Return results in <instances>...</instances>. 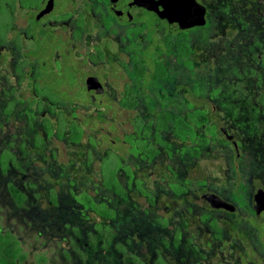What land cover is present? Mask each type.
<instances>
[{"label": "flooded vegetation", "instance_id": "1", "mask_svg": "<svg viewBox=\"0 0 264 264\" xmlns=\"http://www.w3.org/2000/svg\"><path fill=\"white\" fill-rule=\"evenodd\" d=\"M198 1L207 8V22L173 28L145 0H0L1 175L9 190L24 193V200V188H55L56 194L50 190L49 198L64 210H49L43 215L44 223L66 240L78 236L86 248L80 252L82 264H246L242 224L246 198L235 199L223 191L222 171L214 177L210 171L206 177L198 174L195 134L181 138L163 130L160 146L149 148L138 146L133 131L118 133V108L126 109L132 129L136 112L150 104L161 106V112L166 106L178 107L179 113L185 105L183 117L178 118L192 124L197 107L204 106L206 119L216 124L217 135L235 153L231 160L228 148H217L205 158L220 161L225 172L234 166L239 174L244 160L253 162L254 149L218 113L220 102L212 101L213 108L208 102L200 105L195 87L181 83L180 35L208 25L206 31L212 35L214 12L219 8L213 0ZM149 16L155 19L153 25ZM190 40L195 49L191 59L197 63V39ZM158 66L177 72L175 86H149L150 73ZM183 89L190 100H181ZM156 90L161 97L157 102L150 100ZM241 104L260 109L264 103L244 100ZM54 108H88L97 114L112 109L113 132L108 134L112 147L103 148L104 153L109 151L112 167L109 197H101L97 189L106 183L99 178L100 158L93 157L90 148L66 147L54 129L58 121ZM123 136L127 140L122 141ZM53 173L62 179H54ZM247 181L249 210L263 219L256 212L255 195L264 185L254 173ZM83 186L90 187L94 208L86 206L79 190ZM214 196L235 208L217 206ZM235 221L241 230L233 228ZM230 231L239 235L237 260L234 246L228 252L221 246ZM216 235L225 239L217 240Z\"/></svg>", "mask_w": 264, "mask_h": 264}, {"label": "rangeland", "instance_id": "2", "mask_svg": "<svg viewBox=\"0 0 264 264\" xmlns=\"http://www.w3.org/2000/svg\"><path fill=\"white\" fill-rule=\"evenodd\" d=\"M253 1L213 0V3L219 6L218 10L214 12L213 34L208 35L206 31V28H209L210 25L205 28L194 29L206 34L205 38L198 42V60L211 57L217 62L220 70L218 76L210 77L202 86L205 93H199L196 100L201 103L200 105L208 102L210 107L212 101L213 103L216 101L220 102L218 105L221 106H217L218 113L224 115L226 121L236 127L238 133L242 135L241 140L249 142V144L254 141L260 145L254 148L255 161H257V169H255L254 176L258 183L264 185V150L261 149V145L264 143V104H260V109L253 105L241 104L246 97L247 100L264 103V44L257 42L254 35L249 36L252 38H248L247 41L233 24V21L235 23L238 21L240 26H242L247 20H250L247 23L250 26H254L255 20L252 19L256 16L248 11ZM258 1H261L260 16L264 18V0ZM147 19L150 25L154 24L155 19L153 16H149ZM217 19L219 25H216ZM159 26L164 27L162 25ZM255 64L263 69L259 75L251 73L256 68ZM226 65L229 66V69H225ZM236 65L245 67L247 75L251 71L247 80L250 87H254L252 91L241 94V91L233 82L225 83L222 86L223 89L227 90L226 92L221 89L223 80H230L229 76L234 78V82H238L234 76L239 73V68ZM223 71L225 76H223ZM226 71H229V76L225 73ZM218 87H220V90L216 91ZM194 91L196 93V88H194ZM84 113L85 111L82 114ZM100 121L97 120L98 125L93 131L95 135H98L99 132L108 133L113 129L111 121H104L102 124ZM120 132L122 131L119 129L118 133ZM244 132L250 133V135ZM60 143L61 146L62 144L64 146L62 141ZM108 144H110L109 136L105 140L104 146ZM250 148H252L251 145ZM216 152L214 153L216 154ZM199 165L201 166L198 167V174L202 177H206L209 171L210 173L213 172V177L215 174H220L221 171L222 174H226L225 165L216 159H206L204 157L199 160ZM24 190L26 192V200L22 202L16 201L6 186L0 170V226L5 230L12 231L20 238L22 246L27 252V258L21 264H34L40 257L47 258L50 264H82L80 252L82 249L85 251L86 248L82 246L78 236L70 235L69 239L66 240L67 237L64 234L57 232L48 223H44L43 215L49 210H64L62 204L58 206L50 200L49 187L40 186L38 188H24ZM245 211L246 214L242 224L246 229L247 224L251 225L248 227L249 230H252V233L248 234L250 244L258 250L261 256H264V220H257L253 217L247 207H245ZM215 238H218L217 240L223 239L217 236ZM226 241L227 243L223 241L221 246H223L222 249L225 251H229L232 249L233 244L229 240ZM246 243L245 241V245ZM255 264L264 263L258 258Z\"/></svg>", "mask_w": 264, "mask_h": 264}, {"label": "trees", "instance_id": "3", "mask_svg": "<svg viewBox=\"0 0 264 264\" xmlns=\"http://www.w3.org/2000/svg\"><path fill=\"white\" fill-rule=\"evenodd\" d=\"M261 2V1H260ZM258 0H254L252 2V6L249 7L248 11L253 15L255 14L252 20L254 21V26H250L247 22H250V20H247L242 26H240L239 22L236 23L233 21L234 27L239 30L241 35H243L244 39L248 41V38L251 35H254L255 40L257 42H261L264 44V18L260 16V9H261V3ZM206 34L202 33L201 31H189L187 33H183L180 35V56H179V77L181 79V83L183 85H191L196 88V97H198V94L204 92V89L202 86L207 82V80L210 77L218 76L220 73L219 66L217 62L212 59L211 57H207L204 60H198L197 63H195L191 59V53L195 51V49H192L190 44V38L195 37L197 39V50H198V42L205 38ZM208 39V38H207ZM176 44V43H175ZM174 45V44H173ZM233 48V47H231ZM199 52V50H198ZM264 57V56H263ZM175 65V64H172ZM168 66V65H167ZM239 68L238 75H234L238 82H234V78L232 76H229V71H226L225 73L229 76L230 80L224 79L223 85L225 83L233 82L236 84V87L241 91V94L250 92L254 89L250 87L248 84V75L251 71H249V74L247 75V72L245 71V67H242L240 65H236ZM256 68L251 72L255 75H259L263 69L257 64H255ZM159 67V66H158ZM165 70L161 67L158 69L156 68L155 71L150 73V82L149 86L153 87L157 84L158 88H164L165 86L167 88L171 86H175V83L177 84V72L174 70H169L167 67H165ZM225 69H229V66L226 65ZM223 76L224 71H223ZM164 84V85H162ZM165 87V89H166ZM224 92L227 90L221 88ZM220 87L217 88L216 91H219ZM212 92V91H211ZM184 94V89L182 91L181 100H190V98L186 97ZM214 95V91H213ZM174 98V97H173ZM161 99L159 95V91L156 90V94L150 98V100L153 101H159ZM175 99V98H174ZM247 100V97L244 99ZM163 109L161 106H158L157 104H150L149 107L142 108L143 111L136 112V115L134 119L132 120V123L134 124V128L130 129V123L127 118V112L126 109L118 108L117 109V115H118V131L119 129L123 132H134L133 139L134 141H138V146H148L149 148H158L160 145V141L163 139V133L162 131L171 132V133H179L181 138H185V135L187 137H190V132L192 134H195L196 136V150L199 157V160L203 159V157L209 158L212 156L211 151L215 150L217 148H228L225 150L228 153L226 155L229 156V158L233 159V154L235 153L231 152V145L230 143L217 135L218 129L216 127V124L213 122H210L206 119L207 113L206 108L202 106L197 107V113H196V120L195 124H192V122L180 119L179 116L184 115L183 110L185 109V105H182L180 109L182 110V113L178 112V107H172V106H166L165 111L161 112L160 110ZM139 110V109H136ZM141 110V109H140ZM53 114L55 116H58V121L54 122L55 125H57L54 129L55 132H58V137L62 138V140L66 143V147L68 148H90L92 149L91 154L93 153V157H99L101 160L100 163V170H99V178L102 181H105L106 183L102 185H97V189L100 192L101 197L104 196H110L109 195V181L111 179V165H110V155L109 151L104 153L103 148H110L112 147V143H109L107 146H104L105 140L109 136V132H99L98 135H95L93 131H95L96 126L98 125L97 120H101L100 123L102 124L104 121L110 122L112 109L102 110L98 114L95 112V109H78V108H68V109H52ZM83 111H85V115L82 114ZM189 114V113H188ZM187 114V115H188ZM190 116V115H189ZM187 116V117H189ZM177 117V118H175ZM58 123V124H57ZM193 125L196 127V131L193 129ZM110 132H113L111 130ZM107 134L108 136H105ZM247 135H250V133H245ZM98 136L101 138V141L99 142L97 140ZM128 137L124 136L121 138L122 141L127 140ZM164 138H166L164 136ZM121 139L118 138V141L120 142ZM167 139V138H166ZM147 141V142H146ZM144 142V143H143ZM147 144V145H145ZM249 144V142H248ZM251 150H253L255 147H259L260 145L254 141H251L249 144V147ZM119 146V144H118ZM122 147H126V145H123ZM261 149L264 150V143L261 145ZM254 157H252L253 162H250L249 160L243 161L241 174H239L238 170L233 166L226 174L222 175V180L224 181L223 185V191L228 194L229 196L233 198H242L244 197V200L246 198V207H248V200H249V183L247 181V178L249 175H252L255 173V169H257L256 164L257 161H255V152L253 153ZM264 168V167H263ZM54 179H62L60 178V174L53 173ZM97 178V180L99 179ZM99 179V180H100ZM90 180V179H89ZM49 189L51 190V194L55 195V188L50 187L48 185ZM90 187H81L79 190H81V196H84V201H86V206L91 205V208H94L95 201L89 202L90 197L88 196V189ZM64 190V188H62ZM67 189V188H66ZM75 190V189H73ZM11 193L13 194V197L16 201L22 202L24 201L25 195L24 193L17 188H10ZM80 193V192H79ZM78 194V192H77ZM105 205V204H102ZM250 214L255 217L257 220H259V217H257L254 214V210L250 208ZM216 216L214 218V221L216 222ZM264 220V219H261ZM216 226V223H214ZM233 225V224H232ZM235 229H242L243 227H239L237 225V222L235 221ZM247 229L244 227V238L247 242L245 246V252L246 256L244 257L246 264H255L257 259L263 261L264 263V256H261L259 254L258 250L255 249V247L250 244V240L248 237V234L252 233V230H249L248 227L251 226L250 224H247ZM219 228V227H218ZM215 227V229H218ZM217 232H221V230H216ZM236 232V230L234 231ZM217 237L225 239V236L216 235ZM104 237V236H103ZM229 242L232 243V248L234 246V252H235V258L238 259L237 256V247H235V243H237V240H239L238 233H232L230 231L228 238ZM229 251H232L229 250ZM228 252V251H227ZM27 258V252L24 250L22 246V242L18 236H16L12 231L5 230L0 226V264H18L19 262H23ZM225 259H228L225 258ZM34 264H50L48 259L45 257H40Z\"/></svg>", "mask_w": 264, "mask_h": 264}, {"label": "water", "instance_id": "4", "mask_svg": "<svg viewBox=\"0 0 264 264\" xmlns=\"http://www.w3.org/2000/svg\"><path fill=\"white\" fill-rule=\"evenodd\" d=\"M146 5L154 8L160 16L167 18L173 28H187L193 25H202L207 22V8L198 0H145ZM202 8L199 13L197 9ZM130 18V17H129ZM96 90V89H95ZM229 137H232L228 134ZM217 206L235 208L233 203L219 196H214ZM255 208L257 214L264 219V188H260L255 195Z\"/></svg>", "mask_w": 264, "mask_h": 264}]
</instances>
